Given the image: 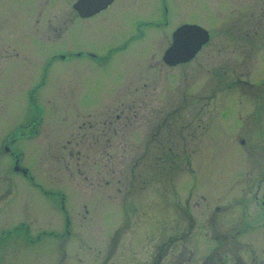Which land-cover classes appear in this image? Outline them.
I'll use <instances>...</instances> for the list:
<instances>
[{
    "label": "rangeland",
    "instance_id": "374dc122",
    "mask_svg": "<svg viewBox=\"0 0 264 264\" xmlns=\"http://www.w3.org/2000/svg\"><path fill=\"white\" fill-rule=\"evenodd\" d=\"M162 1L135 0L132 13L157 18ZM250 1L249 47L226 35L230 5L245 0H165L172 29L196 24L211 40L176 68L141 47L136 65L149 74L130 80L139 49L102 69L84 57L48 65L70 50L103 54L100 17L70 23V0H0V146L42 116L36 136L11 146L38 186L0 147V264H264V0ZM121 25L125 38L132 25ZM238 77L249 85L225 88ZM218 79L224 89L214 90ZM106 96L129 104L117 105L120 120L105 128ZM144 97L151 102L131 104ZM88 119L107 152L86 138L67 144L88 132ZM150 134L147 152L140 146Z\"/></svg>",
    "mask_w": 264,
    "mask_h": 264
},
{
    "label": "flooded vegetation",
    "instance_id": "af4514ba",
    "mask_svg": "<svg viewBox=\"0 0 264 264\" xmlns=\"http://www.w3.org/2000/svg\"><path fill=\"white\" fill-rule=\"evenodd\" d=\"M40 1V0H39ZM118 0H111L108 1L107 0H101L100 2H94V1H86V7H87V15L85 17H82L76 10H75V5L78 3V0H70V23L74 22L75 20H81V21H89L90 19H94V17H100V19L107 23L106 28L107 31L105 33V36L103 38V43L105 45L104 47V53L101 55H97L94 51L90 50V49H78V50H70L64 53H57L54 54L50 57V61L48 62L50 64H52L53 61L55 60H61L62 62L67 61V60H71V59H76V58H87L88 60L92 61V63L102 69L104 66H107L108 64L111 63V60L120 55L123 54L124 52H126V54L129 51H134L137 50L141 47H143V50H150L148 52L147 55H144L142 52H140L141 50L139 49L134 55L135 58L133 59V64H131L130 66H132L130 68V70L133 71V74L130 76V80L132 79V77L134 76V73H141V74H149L148 72H146L145 70H141L143 69L144 66L141 65H136L139 64L140 61V56L144 55L145 56H150L152 58H155V61L157 63H160L162 65V67L164 68H176L177 66H186L187 64L191 63L196 57L197 55L200 53V51L209 44L210 40H211V34L210 35V40L207 43V45H204L201 50L188 62H184L175 66H169L167 64L164 63L163 61V56L165 51L167 50V48L171 45L172 42V34L173 31L179 27L180 25L183 24H191V23H186V22H180L178 25H176L173 29H172V23L170 22V15H169V11L167 8V5L165 3V0L162 1V9L160 10V15L159 17L155 18V17H151V18H146L143 20H139V16L138 13H132L133 9H131V7H134V5L136 4L135 0H129L128 3L126 5H117ZM250 0H245L244 2V7H241L240 5H236V3H233L230 5V10L229 13L231 15L232 20H230V22L228 23L230 25V30L228 32H226V35L228 37H230L232 40H238L242 43L248 44L250 41L248 40V37L250 35V19H251V12H250ZM39 3V2H38ZM101 6V7H100ZM100 7V8H99ZM38 5H37V12H38ZM99 8V9H96ZM126 12L125 16L121 17L120 15ZM40 12L36 13V17L32 20V24L34 26V28L31 27V29L36 32V30H38V24H40ZM122 21H125L126 23H130L132 25V30L130 33H128L125 38L123 35H120V31L124 30ZM66 29V27H65ZM63 29V30H65ZM228 30V29H227ZM64 32V31H63ZM37 34V33H36ZM38 37V35H37ZM61 35H59V38H57V40H60ZM39 38V37H38ZM149 38V42H145V40ZM56 40V41H57ZM248 42V43H247ZM144 44H148V49L145 48ZM156 46H159L158 49V53L159 56H156L155 54L150 55L151 51H155ZM248 46L250 47V45L248 44ZM152 48V49H151ZM133 54V52H132ZM143 60V59H142ZM158 65V64H157ZM139 67V69H138ZM156 67V66H154ZM137 69V70H136ZM220 81L219 79L217 80V82L214 83V90L219 89L220 87L224 89V86H220ZM238 84H243V85H249V83L245 80H243L242 78L238 77L236 81H231L230 83H228L226 85V89H231V88H235ZM124 84H122L123 86ZM121 86V87H122ZM147 86V83L144 82L142 83L141 86H139L140 89H145ZM130 87H133V85H129V86H125L124 89H122L123 91L125 89H129ZM138 89V88H135ZM120 90V91H122ZM119 91V92H120ZM118 92V93H119ZM116 93V94H118ZM108 101H110V104H107ZM146 102H151L148 98H134L131 102V104L135 105V104H143ZM124 103L129 104V102H124L122 101V98L117 97V96H106V97H102L101 100V104L102 105H111L110 109L111 112L108 113V119H102L101 122H98L100 124L101 127H107L108 124L106 122V120L111 121L109 123V125L113 122V120H120V115L121 113H119L118 111V107L117 105H123ZM114 107V109H112ZM137 116V114H135V117ZM89 120V119H88ZM93 121L89 120L87 122L88 126V132L84 133V135L81 136V140L80 141H76L75 137H72V140H69L67 142V144L72 143L73 141V146L74 147H79V145H82V140L83 138L87 139L88 142V147L90 149H92L93 147H97V149L99 150H106V147H108L107 144H103L99 139V136H96L94 134H92V127L99 125L96 123H92ZM41 124V119L40 121L36 120V119H31L28 120L27 122H25L24 125L20 126L18 130L14 131L11 135L6 136V138L4 139V141L2 142V145L0 146L2 148V152H4L5 155H9L12 159V165L15 162H19L20 160V156L11 149V146L20 139L23 138H28V137H34L37 135L38 129L37 127ZM85 123H82L81 125H79V128L84 127ZM186 127V125L182 126ZM103 131V129H102ZM88 133V134H87ZM158 134V131L157 133ZM155 135H148L147 136V141L142 144L140 147L144 148V151L149 152V150L151 149V147L153 148L154 146H152L151 142L152 140L155 139ZM169 134V133H168ZM101 137L105 138V135L101 134ZM107 138V137H106ZM90 140V141H89ZM106 142H109V139L105 140ZM136 141L137 143H140L141 140L138 136H136ZM92 142V145H91ZM101 142V143H100ZM110 146V145H109ZM139 146V144L137 145V147ZM165 151V150H164ZM172 148H168L166 152H172ZM107 152V150L105 151ZM18 174H20L21 176H23L24 179L28 180L31 182L32 185H35L33 178L29 175V173H27L26 175H23L20 172H16ZM6 180V179H5ZM261 205L264 208V189L262 191V195H261ZM61 210L63 211L64 215H65V234L68 235V226L70 224L69 221V217L67 216L66 212L64 211V208L62 207ZM26 225L25 224H20L16 229H25ZM25 232V231H24ZM43 234H47L48 236H51V233H43ZM54 236V234H52ZM26 237H28L27 231H26Z\"/></svg>",
    "mask_w": 264,
    "mask_h": 264
},
{
    "label": "water",
    "instance_id": "95a60500",
    "mask_svg": "<svg viewBox=\"0 0 264 264\" xmlns=\"http://www.w3.org/2000/svg\"><path fill=\"white\" fill-rule=\"evenodd\" d=\"M86 1L100 2L101 0H78V3L75 5V10L82 17H85L88 13L86 12ZM108 1L111 0H107V2ZM208 40L209 35L205 29L197 25H181L173 32L172 44L165 51L163 60L166 64L171 66L188 62ZM14 169L15 171L19 170L18 166H15ZM26 171L27 170L23 169L22 173L25 174Z\"/></svg>",
    "mask_w": 264,
    "mask_h": 264
},
{
    "label": "trees",
    "instance_id": "16d2710c",
    "mask_svg": "<svg viewBox=\"0 0 264 264\" xmlns=\"http://www.w3.org/2000/svg\"><path fill=\"white\" fill-rule=\"evenodd\" d=\"M170 156H172V155H170ZM167 158H169V156H167ZM171 158H173V157H171ZM170 159V158H169Z\"/></svg>",
    "mask_w": 264,
    "mask_h": 264
}]
</instances>
